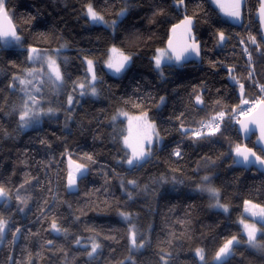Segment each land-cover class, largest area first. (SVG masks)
Segmentation results:
<instances>
[{"label":"trees","instance_id":"1","mask_svg":"<svg viewBox=\"0 0 264 264\" xmlns=\"http://www.w3.org/2000/svg\"><path fill=\"white\" fill-rule=\"evenodd\" d=\"M172 2L6 0L23 48L0 47V186L10 194V198L0 199V215L10 224L15 221L13 228L19 226L22 234L14 245L10 236L0 244V264H8L10 256L28 264L29 254L32 264H127L129 258L134 264H164L165 260L167 264H200L197 248L204 249L207 264H215L216 251L233 235L241 244L224 264H264V250L248 245L240 225L244 201L264 208V175L236 167L232 149L243 143L236 123L227 120L240 105L239 84H244V99L249 102L264 98L260 92L264 44L257 24L258 0H247L244 20L236 24L224 18L210 0H185L186 15L195 19L202 60L184 66L163 64L161 78L153 57L157 49H165L171 27L184 13ZM88 4L108 21L117 20L125 7L128 13L115 30L95 26L84 14ZM221 31L225 42H218ZM252 37L256 45L251 43ZM62 44L66 45L63 49ZM30 46L62 54L64 86L77 98L72 84L88 81L90 74L82 59H92L98 81L102 80L96 85L98 100L80 98L68 110L66 97L55 96V105L61 110L58 117L46 116L26 131L18 127L15 110L27 97L18 82L15 91L8 85L13 76L23 78L24 70L32 67L26 60ZM113 46L132 56L130 67L119 78L105 68ZM249 72L255 82L248 79ZM233 75L239 83L228 79ZM195 95H201V106ZM161 97L165 98L163 105ZM122 111L132 115L146 112L162 138V147L133 168L124 163L127 126L123 120L113 119ZM220 111L225 113L221 133L199 140L182 135L181 124L196 130L202 127L200 122L207 123ZM254 141L255 136L246 142L247 147L255 148ZM178 145L182 158L172 155ZM256 153L263 157L258 150ZM68 157L87 168L78 177L76 190L66 186ZM205 175L213 176L220 202L230 208L227 215L214 211L210 198L197 192ZM25 179L29 183L20 189V196L26 206L17 211L16 189ZM133 180L135 188L128 183ZM120 213L130 215L131 221ZM41 215L45 219H38ZM53 219L60 234L50 229ZM259 228L257 239L264 244V227ZM29 230L34 235L25 238ZM133 231L142 248L132 246ZM49 239L55 245L52 249L46 246ZM77 239L81 245L75 243ZM93 241L101 247L90 259L84 246L90 251Z\"/></svg>","mask_w":264,"mask_h":264},{"label":"snow or ice","instance_id":"2","mask_svg":"<svg viewBox=\"0 0 264 264\" xmlns=\"http://www.w3.org/2000/svg\"><path fill=\"white\" fill-rule=\"evenodd\" d=\"M219 3L220 0H217ZM243 2L246 4L247 0H243ZM125 3H127V0H125ZM258 3L260 4L259 7V13L262 18V22H264V0H258ZM173 4L176 8L180 10H186V2L185 0H173ZM221 9L225 11V13L235 18L236 20H240L241 18V7H242V0H228L227 4L220 3ZM86 16L91 17V20L94 22H104V17L99 15L94 9L91 4L87 5L86 11L84 13ZM127 14V8L123 9L118 15L119 17H123ZM110 28L115 30L117 26L116 21H112L111 24L108 25ZM171 36L169 37L167 41V49L161 48L157 49V53L153 57V62L155 69L158 71V73L161 75V78H163V62L165 59L171 61L175 60L177 64H182V62L187 59L191 54H195L197 57L200 56L201 53V45L196 40L195 34L193 32V19L190 16L185 15L183 19L179 22L174 24L170 29ZM0 37H11L13 40L17 42V44H20L22 41V36L18 35L17 29L12 23V19L10 16V12L8 8L6 7V0H0ZM178 38V39H177ZM226 37L225 33L223 31L218 33V42H225ZM251 43L253 45L257 44L256 38H251ZM66 47V45H61V49ZM110 55L108 56L106 63V67L111 70L114 74H123L127 71L128 67L131 65L132 62V56L124 54V52L113 46L109 49ZM264 55V53H262ZM27 61H31L33 63L39 62L41 64V68H28L24 70V77L20 76H13L12 77V83L8 85L9 89L12 91H15L17 88V82L20 87V91L24 92L27 99L18 106V108L15 110L18 115V127L26 128L28 127L33 121H39L43 116H55L56 110L48 106L49 104L53 103V101H47L44 97H39V94L41 92L40 86L37 84H34L33 81H39L40 76H47L49 81L53 82H60L61 84H64V76L61 73L60 66L57 64L56 59L53 58V56L48 55L47 52H41L40 49L37 47L30 46L28 48ZM249 60H251V55L249 54ZM82 62L86 64V74H90V78L88 79L87 83L81 82L79 80L74 81L72 84V91L76 92L77 89H79V97H83L84 95H91L93 97H97L99 95L98 89H97V83H102V80L98 81L97 74L95 72V66L94 61L92 59H89L87 56H84L82 59ZM47 66L48 71H44L43 66ZM212 67H215L216 65L214 63L211 64ZM231 72L232 69H229ZM230 78L237 82L236 77L230 76ZM248 79L254 81V76L251 72H249ZM29 86H31V90H29ZM239 90L241 96H243L244 92V84H239ZM260 92L264 93V85L260 86ZM75 104L79 103V99L77 97H74L71 94H68L66 96V106L68 110H72ZM195 102L197 105H201L204 103L202 100L201 95H195ZM165 103V98H160V104ZM240 105H249L248 99H241ZM238 105V108H240L239 115L244 117V119H237L234 115L230 116L229 119L235 120V123L239 124L241 127V130L247 134L250 131L249 125L250 124H256L259 128V140L264 142V108H261L262 105H264V98L254 101L252 103V106L248 109H243ZM139 106V105H137ZM159 106V105H157ZM207 107V106H205ZM257 108H261V116L259 119H253L248 120L247 117L252 113L255 112ZM235 111V110H234ZM119 115H127L126 113H119ZM225 117V113L223 111L218 112V114L207 123L200 122L202 124L201 128H198L196 130L192 129H184L183 124H181V130L182 135H184L187 138H192L194 140H199L200 138H207L216 136L218 133H221V122L223 121ZM115 119V117H113ZM135 119L138 122L139 131L137 132V135L133 137L131 133L128 136H125L123 138V145L125 149L130 150V152H125V160L124 163H126L129 166H132L136 161L145 160L146 158H149L152 156L151 146L153 144V139L155 137L157 142H160L161 138L159 136V133L155 132V125L151 124L147 120V113L144 112L142 116L140 117H134L130 118L129 123L131 124V120ZM189 133H191L189 137ZM41 143L45 146L47 145L46 140H41ZM147 145V148L145 147ZM236 157H242L243 161L245 163L250 162V157L255 158V160L261 164L264 165V159H262L260 156H257L256 153L247 146H243L240 144L235 145V147L232 149ZM86 158L88 160H92L91 156H88L87 154ZM172 155L177 158H182V153L180 146L178 145L172 152ZM119 163V161H118ZM69 164L73 165L68 173H67V188L71 190L72 188H75L77 186V174H80L81 177H83V174L87 171V168L85 165L76 164L75 161L71 160L69 157ZM29 183L27 179H25L24 183H22L19 188L16 189L17 195L15 199L20 202V205L17 206V211H23V206H26V201L21 198L20 196V189L24 188V184ZM130 185H132L134 188L137 187L136 181H128ZM202 183L204 184L203 187L200 188L201 191H208L211 193L212 198L216 201L215 204L212 206L222 210L223 212L227 213L228 208L226 205L221 204L219 202L220 194L219 192L211 187H208L207 185L211 183L210 177L204 176L202 178ZM123 186V182H122ZM48 191H51V188L48 189ZM0 197H6L10 198V194L3 186H0ZM132 194L131 192L128 193V199L131 200ZM53 199H56V197H53ZM46 203V201H45ZM244 208L246 212H250L252 216H259L261 218H264V208H261L258 204H252L251 201H244ZM121 217L126 221H131V216L120 213ZM38 219H45L43 215H41ZM76 220H79V217L77 216L75 218ZM240 223L243 225L244 230L247 234V243L250 247L264 250V244L257 242V229L255 228V225L245 223L243 220L240 221ZM15 224V221H12L10 224L8 220L4 219L2 215H0V244L4 243L5 240L10 236L11 237V243L14 245L21 233V228L19 226H16L13 228V225ZM50 229L57 233H61V228L58 227L56 220L50 221ZM65 234H67V229L63 230ZM30 235H34L29 230L25 234V238H27ZM91 239V238H89ZM141 239H145V237H141ZM261 239L264 240V232L261 233ZM77 245H81V241L77 239L75 241ZM131 244L134 248H142L143 244L137 245L136 242V233L133 231L131 233ZM241 244V241L236 237L232 236L230 239H227L222 246L219 247V249L216 251L215 254V264H222L223 260L226 257L234 256L235 252L233 251L234 248H238ZM46 246L49 249H52L55 247L53 240L49 239L46 242ZM85 250L87 252L88 257L91 259L95 254H97V250L101 247V245L97 242H92L90 246V251L87 250V246H84ZM195 255L199 258L200 264H207V260L204 254V249L197 248L195 249ZM37 256H39V253H37ZM163 259V256H162ZM8 264H20V262L10 256ZM28 264H32L31 261V254H29L28 257ZM127 264H134V261H132L131 258L128 259ZM164 264H167V261H164Z\"/></svg>","mask_w":264,"mask_h":264},{"label":"rangeland","instance_id":"3","mask_svg":"<svg viewBox=\"0 0 264 264\" xmlns=\"http://www.w3.org/2000/svg\"><path fill=\"white\" fill-rule=\"evenodd\" d=\"M211 1V3L220 11V13H221V15L224 17V18H226L230 23H234V24H236L237 22H235L234 20H235V18H234V20H233V17H230V16H228L226 13H225V11L223 10V9H221V7H220V3H224V4H227L228 3V0H220V2L218 3L217 2V0H210ZM124 2H125V0H124ZM128 2H130V0H127V3L126 4H128ZM244 7H245V3L243 2V0H242V7H241V20L243 21L244 20ZM125 8H127V7H125ZM127 13H128V8H127ZM127 15V14H126ZM125 15V16H126ZM86 16V15H85ZM125 16H123V17H125ZM87 17V19L88 20H90V22H91V24L92 25H102V26H105V27H109L108 25L109 24H111V22L112 21H108V20H105L104 19V22H94V21H92L91 20V17H89V16H86ZM123 17H119V15H118V17H117V20H114V21H116L117 22V24H118V22L119 21H121L122 20V18ZM110 28V27H109ZM1 46H3V47H6V48H12V47H18V48H20V49H22L23 48V45H22V41H21V43L20 44H17V42L15 41V40H13L12 38L11 39H9V40H0V47ZM41 52H47V54L48 55H51V56H53V58L54 59H56V62H57V64L60 66V69H61V73H62V68H61V65H60V61L61 60H63V56H62V54L60 53V52H58V51H55V53L54 52H51V51H48V50H41ZM125 54V53H124ZM109 55H110V53H109ZM127 55V54H126ZM131 56V55H130ZM108 59V58H107ZM107 61V60H106ZM174 62V60H171V61H169V60H167V59H165L164 60V62H163V64H172ZM132 63V62H131ZM30 65L32 66L31 68H36V69H39V68H41V64L39 63V62H35V63H33V62H31L30 61ZM95 66V65H94ZM163 66V65H162ZM44 67V71L46 72V71H48V69H47V66L45 65V66H43ZM130 67V66H129ZM128 67V68H129ZM105 68H106V70H107V72L108 73H111L113 76H115V77H120V76H122V75H124V73L123 74H114L111 70H109L107 67H106V64H105ZM33 83L34 84H37L38 86H40V88H41V92H40V94H39V96H38V98L39 97H44L47 101H53V103H51V104H49L48 106H51V107H53L55 110H56V115L55 116H53V117H58V115L61 113V110H60V108H58L57 107V105H55V96L56 97H58V98H65L68 94H70V93H67V90H66V86H64V84H61L60 82H53V81H49V79H48V77L47 76H43V75H41L40 76V80L39 81H33ZM87 83V82H86ZM21 87H23V86H21ZM29 90H31V86H29ZM79 89H77V91H76V94L78 95V99H80V98H92V99H94V100H98V98H99V95L97 96V97H93V96H91V95H84L83 97H79ZM23 93V92H22ZM24 94V93H23ZM74 97H76V96H74ZM250 101H252V100H250ZM74 103H75V100H74ZM164 104V103H163ZM163 104H161V105H163ZM202 105V104H201ZM200 105V106H201ZM240 109H238L237 110V112L239 111ZM236 112V113H237ZM119 113H126L127 115H119ZM117 115H116V117H115V119L118 121H124L125 122V124H126V126H127V136L131 133V135L133 136V137H135L136 135H137V132L139 131V127H138V122L135 120V119H132L131 120V124L129 123V120H130V118H134V117H140V116H142V115H138V114H129L128 112H126V111H122V112H119ZM46 116H43L39 121H33L28 127H26V128H22L24 131H26V130H28V129H30L31 127H33V126H36V125H39V124H41L42 123V119L43 118H45ZM244 118V117H243ZM147 120H148V122L149 123H151V124H153V125H155L152 121H151V119H150V115H148L147 114ZM155 132H157V127H156V125H155ZM161 138V137H160ZM162 138H161V140H160V142H157L156 141V139H155V137H154V139H153V144H152V146H151V151H152V153L154 152V151H156V149H160L162 146ZM145 147L147 148V145H145ZM128 150V149H127ZM128 152H130V150H128ZM148 158H146L145 160H140V161H136L132 166H129V165H127V167H129V168H133V167H135V166H137V165H140V164H143V163H145L146 162V160H147ZM205 176H208V177H210V180H211V177H213L212 175H205ZM204 177V176H203ZM204 186V184L202 183V181H201V183H200V185L197 187L198 189H197V192L198 193H202V194H205L208 198H210V200H211V204H210V207L214 210V211H218V212H220V213H224V214H228L229 213V210H230V208H228V206L226 205V204H224V205H226L227 206V208H228V211H227V213H225V212H223L222 210H220V209H217V208H215V207H213L212 205L213 204H215L216 203V201L212 198V195H211V193L210 192H208V191H201L200 190V188L201 187H203ZM208 187H211V188H214V189H216L218 192H219V190L217 189V187H215L214 186V184L211 182L210 184H208L207 185ZM220 194V193H219ZM219 202H220V199H219ZM221 203V202H220ZM222 204V203H221ZM253 204V203H252ZM261 207V206H260ZM262 208V207H261ZM245 223H248V224H253V225H255V228L257 229V232H256V235L258 236V234L260 233V228H259V225H261V226H263L264 227V218H261V217H259V216H252L251 215V213L250 212H246L245 211V208H244V219H242ZM240 225H241V227H242V229H243V232H244V235L246 236V238H247V234H246V232H245V230H244V227H243V225L240 223ZM257 242H258V239H257ZM259 243V242H258ZM253 250H256L257 251V249H255V248H252Z\"/></svg>","mask_w":264,"mask_h":264},{"label":"water","instance_id":"4","mask_svg":"<svg viewBox=\"0 0 264 264\" xmlns=\"http://www.w3.org/2000/svg\"><path fill=\"white\" fill-rule=\"evenodd\" d=\"M172 5L174 6L173 2H172ZM259 7H260V4L257 8V24H259L260 26V34H261V41L262 43L264 44V22H262V18H261V15L259 13ZM178 9V8H177ZM180 10V9H178ZM184 13H183V17L186 15V12L185 10H183ZM13 23V21H12ZM15 26V24H13ZM195 26V19L193 18V32H194V27ZM16 28V27H15ZM171 36V35H170ZM11 39V37H0V40H9ZM178 39V38H177ZM197 40V38H196ZM198 41V40H197ZM199 42V41H198ZM200 43V42H199ZM201 45V43H200ZM165 49H167V45L165 47ZM201 55H202V48H201V53H200V56L197 57L195 54H191L187 59H185L182 64H177V62L174 60V62L179 65V66H184V65H188L190 64L191 62L193 61H197L198 63L201 62L202 58H201ZM230 79V77L228 78ZM231 80V79H230ZM244 95H245V89H244V92H243V96H241V94H239V98L240 100L241 99H244ZM240 107H245V105H240ZM261 108H264V105L261 106ZM261 108H257L255 112H252L251 115H249L247 117L248 120H253V119H259L260 116H261ZM240 109V108H235L233 109L234 113L237 112V110ZM244 119V118H242ZM249 128H250V131L249 133L245 134L242 130H241V127L239 124H236V129H237V132L239 133L240 137L242 138V145L243 146H247L246 145V142L250 141L252 139L253 136H255V148H252V150L256 153V150H258L260 153H262L263 157L260 156L258 153H256L257 156H260L262 159H264V142L260 141L259 140V136H260V133H259V128L256 124H250L249 125ZM234 158H235V165L237 168L239 169H245V170H251V169H255L257 172H259L260 174H263L264 175V165H261L259 164L255 158H252L250 157V162L249 163H245L242 159V157H236V154L234 152ZM72 160V159H71ZM67 161H68V165H69V170L74 167L73 165H70L69 164V157L67 158ZM74 161V160H73ZM76 164H78L76 161H75ZM80 174H77V177H79ZM75 190L77 189V186L74 188ZM2 197H0L1 199ZM230 257V256H229ZM228 258V257H226ZM225 258V259H226ZM225 259L223 260L222 264L225 263Z\"/></svg>","mask_w":264,"mask_h":264},{"label":"built area","instance_id":"5","mask_svg":"<svg viewBox=\"0 0 264 264\" xmlns=\"http://www.w3.org/2000/svg\"><path fill=\"white\" fill-rule=\"evenodd\" d=\"M254 101H257V100L255 99V100L250 101V102H249V105H245V107H243V109H248V108H250V107L252 106V103H253ZM239 111H240V110H239ZM239 111H238L237 113H233V114L230 115V116H233V115H234L237 119H242L243 117L239 115ZM250 115H251V114H250ZM230 116H229V117H230ZM229 117L227 118L228 121H230ZM231 122H234V123H235V120H231ZM221 125H222V122H221Z\"/></svg>","mask_w":264,"mask_h":264},{"label":"crops","instance_id":"6","mask_svg":"<svg viewBox=\"0 0 264 264\" xmlns=\"http://www.w3.org/2000/svg\"><path fill=\"white\" fill-rule=\"evenodd\" d=\"M233 20H234V18H233ZM235 22H237V23H242L243 21L241 20V18H240V20H234Z\"/></svg>","mask_w":264,"mask_h":264}]
</instances>
